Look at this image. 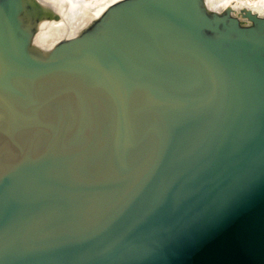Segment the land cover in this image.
Listing matches in <instances>:
<instances>
[{
	"label": "water",
	"instance_id": "95a60500",
	"mask_svg": "<svg viewBox=\"0 0 264 264\" xmlns=\"http://www.w3.org/2000/svg\"><path fill=\"white\" fill-rule=\"evenodd\" d=\"M22 11L0 0V264H264V18L125 0L41 59Z\"/></svg>",
	"mask_w": 264,
	"mask_h": 264
},
{
	"label": "bare ground",
	"instance_id": "6f19581e",
	"mask_svg": "<svg viewBox=\"0 0 264 264\" xmlns=\"http://www.w3.org/2000/svg\"><path fill=\"white\" fill-rule=\"evenodd\" d=\"M21 22L30 29L28 51L45 59L54 48L95 29L102 16L115 4L125 0H21ZM264 0H200L201 10L210 16L234 17L241 26L252 24L248 14L264 18ZM28 4L43 9L40 19L34 8L32 15ZM38 8V9H39ZM32 22V24H30ZM21 35L27 37V30Z\"/></svg>",
	"mask_w": 264,
	"mask_h": 264
},
{
	"label": "rangeland",
	"instance_id": "374dc122",
	"mask_svg": "<svg viewBox=\"0 0 264 264\" xmlns=\"http://www.w3.org/2000/svg\"><path fill=\"white\" fill-rule=\"evenodd\" d=\"M264 3V2H263Z\"/></svg>",
	"mask_w": 264,
	"mask_h": 264
}]
</instances>
